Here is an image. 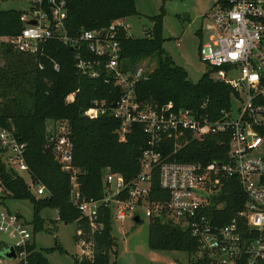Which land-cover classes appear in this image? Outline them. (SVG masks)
<instances>
[{
  "label": "built area",
  "instance_id": "obj_1",
  "mask_svg": "<svg viewBox=\"0 0 264 264\" xmlns=\"http://www.w3.org/2000/svg\"><path fill=\"white\" fill-rule=\"evenodd\" d=\"M27 1L30 9L20 13V31L0 35V40L37 56L43 54V44L49 39L56 38L72 47L84 40L88 51L105 60H83L78 52L77 66L91 76H97L102 66L105 80L112 78L121 93L111 105L104 99H95L83 113L89 117L107 113L119 118L120 140L125 139L134 123H139L147 136L137 175L126 181L120 172L106 168L102 175L104 196L94 199L87 198L80 189L79 169L73 164V141L66 122L47 124V145L69 174V200L86 218L90 231L98 227V207L102 203L112 207V219L118 221L129 215L134 218L143 209L149 217L164 215L189 228L199 239L200 254L205 252L210 264H264V0H216L205 13L207 37L199 44V55L212 67L209 75L231 89L230 105L216 115L179 106L172 100L159 103L138 97L135 84L146 78L150 69L142 63L130 68L119 65L115 34L117 27H128L123 18L106 28L83 29L71 37L64 24V0ZM38 66L43 67L42 61H38ZM54 68H59L57 62ZM214 133L227 137L225 159L206 162L168 158L191 139ZM168 145L172 149L163 154ZM26 147V141L13 128L0 125V162L23 176L35 196L44 195L46 187L31 177L25 160ZM155 166L160 187L168 191L164 200L149 198ZM228 176L238 180L246 199L228 222L217 225L206 209L214 203L222 178ZM0 233L10 238H0V264H30L31 230L18 211L0 210ZM87 234L77 226L80 256L90 257L94 242ZM10 246L13 255H4Z\"/></svg>",
  "mask_w": 264,
  "mask_h": 264
},
{
  "label": "trees",
  "instance_id": "obj_2",
  "mask_svg": "<svg viewBox=\"0 0 264 264\" xmlns=\"http://www.w3.org/2000/svg\"><path fill=\"white\" fill-rule=\"evenodd\" d=\"M66 32L76 37L83 29L106 28L117 19L137 13L135 0H64ZM22 10L0 9V35L16 34L23 23ZM152 25L141 36L127 33L117 27L115 39L119 45V65L130 68L142 58L156 59L146 78L135 84L139 98L159 103L172 100L179 106L218 114L230 105L231 89L223 81L204 72L193 82L184 66L176 64L163 47L161 13L150 16ZM83 60L105 59L88 51L80 40L72 47L56 38L44 42L40 56L15 49L0 40V125L13 128L14 133L26 141L25 160L33 180L41 182L47 193L35 196L23 176L14 173L0 162V188L15 199H28L32 204V222L41 228L43 208H56L58 219L65 223L76 221L88 239L92 240V255L75 256L74 264H109L110 251L116 244L112 234V207L102 203L98 207V227L90 231L88 222L69 200V174L56 160L51 146L47 145L46 128L50 121H65L73 141V164L79 169L80 189L87 198L104 196L102 175L106 168L120 172L126 181L132 180L141 169V157L147 136L139 123L131 125L124 140L119 139L120 119L110 114L97 117L83 112L95 99H104L108 105L118 98L121 87L112 78L106 79L103 67L97 76H91L77 66V53ZM42 61L43 67L38 66ZM54 62L59 65L54 68ZM223 138V142H221ZM227 137L207 134L202 139H191L168 156L177 160L210 161L226 158ZM172 149L168 145L163 154ZM151 200L168 198V191L159 185V170H152L149 190ZM246 199V193L234 176L222 178L220 191L214 203L207 206V214L217 225L228 222ZM140 217V216H139ZM164 215L149 217L148 244L157 249H177L190 253L200 252V242L189 228L182 227ZM140 220V219H139ZM59 248L48 247L46 251ZM30 264H50L42 249L30 245ZM188 264H210L204 252Z\"/></svg>",
  "mask_w": 264,
  "mask_h": 264
},
{
  "label": "rangeland",
  "instance_id": "obj_3",
  "mask_svg": "<svg viewBox=\"0 0 264 264\" xmlns=\"http://www.w3.org/2000/svg\"><path fill=\"white\" fill-rule=\"evenodd\" d=\"M216 0H135L137 13L124 17L128 23L127 33L133 36L144 35L151 27L150 16L161 13L163 47L176 64L184 66L188 78L196 82L204 72L212 70L199 55V44L207 37L205 13ZM15 8L25 12L30 9L27 0H0V9ZM142 63L150 70L156 59L142 58ZM135 64V65H136ZM26 178V175L24 174ZM18 211L31 230V240L36 248L42 249L50 264H74V257L81 253L76 239V221L65 223L58 219L56 208H43L41 228H35L32 222V204L28 199L11 198L0 188V210ZM140 220L133 215L123 221H112V234L116 244L110 251L109 264H188L200 256V252L188 253L177 249H157L148 244L149 216L143 209L137 211ZM169 219V218H166ZM0 238L9 241L5 233ZM58 246L53 250L46 248Z\"/></svg>",
  "mask_w": 264,
  "mask_h": 264
},
{
  "label": "water",
  "instance_id": "obj_4",
  "mask_svg": "<svg viewBox=\"0 0 264 264\" xmlns=\"http://www.w3.org/2000/svg\"><path fill=\"white\" fill-rule=\"evenodd\" d=\"M29 23H34L35 21L34 20H29L28 21ZM134 219L136 220V221H139V219H140V217H139V215L138 214H135L134 215ZM13 248L10 246V249L9 250H7V251H4V255H7V256H11V255H13Z\"/></svg>",
  "mask_w": 264,
  "mask_h": 264
}]
</instances>
